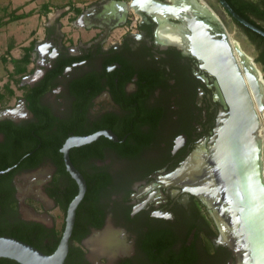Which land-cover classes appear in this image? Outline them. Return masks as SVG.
I'll list each match as a JSON object with an SVG mask.
<instances>
[{
  "label": "flooded vegetation",
  "instance_id": "flooded-vegetation-1",
  "mask_svg": "<svg viewBox=\"0 0 264 264\" xmlns=\"http://www.w3.org/2000/svg\"><path fill=\"white\" fill-rule=\"evenodd\" d=\"M125 5L90 0L78 11L68 5L58 18L72 11L74 16H66L70 29H46L34 40L30 64L14 88L3 84L0 111L13 112H0V235L22 232L46 244L58 230V215L64 217L63 229L79 188L63 159V143L107 128L115 137L100 135L71 149L86 187L67 259L236 264L234 250L218 240L220 230L204 197L170 176L187 160L201 166L215 126L229 114L222 85L193 51L192 30L182 21L140 4ZM131 10L138 13L135 28L114 33L130 22ZM76 23L94 31L75 34ZM230 40L252 95L259 76L253 73L249 80L250 62L243 63L236 44L244 50ZM248 57L258 71L245 52L243 59ZM100 233L118 241L113 252L92 249Z\"/></svg>",
  "mask_w": 264,
  "mask_h": 264
},
{
  "label": "water",
  "instance_id": "water-1",
  "mask_svg": "<svg viewBox=\"0 0 264 264\" xmlns=\"http://www.w3.org/2000/svg\"><path fill=\"white\" fill-rule=\"evenodd\" d=\"M151 1L162 6L160 13L172 12L165 14L164 18H176L186 29L192 30L193 51L202 59V65L218 76L229 104V114L220 118L221 123L215 126L213 143L201 166L198 168L192 159V162L187 160L170 176L185 189L204 197L220 230L218 240L234 250L236 264H264V135L263 132L259 135V116L233 56L229 33L211 7L207 4L204 8L199 7L198 0L194 1L196 6L192 11L180 9L184 2L179 0ZM218 2L237 21L264 36L262 26L242 16L227 0ZM124 4L135 6L138 1L124 0ZM236 49L243 63L250 62L249 69L245 66L249 80L251 76L255 77V73L264 83L260 70L254 71L251 58L243 59L245 52L239 47ZM254 96L256 98V93ZM262 107L263 104L258 106L260 110ZM0 112L4 116L11 115L13 108L7 107ZM100 135L115 137L111 129L103 128L69 136L63 143V159L79 188L68 204L64 226L54 250L47 253L18 237L2 234L0 257L21 264H66L76 207L86 187L84 175L71 157V149ZM100 234L92 240V249L107 248L113 252L118 241L109 233Z\"/></svg>",
  "mask_w": 264,
  "mask_h": 264
},
{
  "label": "crops",
  "instance_id": "crops-1",
  "mask_svg": "<svg viewBox=\"0 0 264 264\" xmlns=\"http://www.w3.org/2000/svg\"><path fill=\"white\" fill-rule=\"evenodd\" d=\"M70 0H0V93L3 84L17 80L20 72H15L13 58H19L24 53V46L33 45L35 39H41L46 29L68 31L67 20L58 18ZM89 0H75L77 11ZM67 12L65 15L73 16ZM29 21V22H28ZM27 25L29 28H26ZM61 25V27H60ZM84 24L75 25L73 33L86 36L94 30H87ZM26 28V29H25ZM18 33L21 35L18 36ZM6 35L5 41L2 37ZM23 34V35H22ZM32 47L29 49L31 59ZM30 63L26 64V67ZM1 97V96H0Z\"/></svg>",
  "mask_w": 264,
  "mask_h": 264
},
{
  "label": "trees",
  "instance_id": "trees-1",
  "mask_svg": "<svg viewBox=\"0 0 264 264\" xmlns=\"http://www.w3.org/2000/svg\"><path fill=\"white\" fill-rule=\"evenodd\" d=\"M230 5L242 16L249 19L250 21L257 23L258 25L264 26L259 23V20L264 19V0H227ZM233 18V17H232ZM233 20L243 29V31L257 44L258 46V55L257 60L263 63L264 65V36L255 30L243 25L235 18ZM32 47V44L28 46H24V53L19 58H13L12 62L15 65V72L18 73L26 69V64L30 61V52L29 49ZM11 91V89L9 88ZM12 236L18 237L24 241H27L35 246H37L40 250L44 252H52L56 247L58 240L61 235V230H57L54 234V237L49 240L48 243L42 244L41 240H31L26 233L22 232H11L9 233ZM66 264H75L70 260L65 258ZM0 264H21L14 259L8 257H0Z\"/></svg>",
  "mask_w": 264,
  "mask_h": 264
},
{
  "label": "rangeland",
  "instance_id": "rangeland-1",
  "mask_svg": "<svg viewBox=\"0 0 264 264\" xmlns=\"http://www.w3.org/2000/svg\"><path fill=\"white\" fill-rule=\"evenodd\" d=\"M204 1L215 11V13L223 21V23L225 24L227 32L229 33L231 39H233V40L236 39V41L239 42L241 48L249 56H251L254 59L257 67L260 69V71L262 73V76L264 77V65H263L262 62L257 60V55H258V51H259L257 44L233 20L232 16L222 7V5L218 2V0H204ZM74 2H75V0H70L69 1V5L75 6ZM83 5H85V4H83ZM135 13L136 12H134L132 10L129 12V15H130V19L129 20H132V18H134ZM66 16H68V14L63 16L65 20H66ZM259 23L264 26V19L259 20ZM126 24H128V23H126ZM25 26H26V28H29L27 25H25ZM124 28H125V25H123L122 27L116 29L114 31V33H118L119 31L123 30ZM18 36L20 37L21 35L18 33ZM6 37L7 36L4 34L2 38L6 41L7 40ZM17 80H18V77H17ZM263 135H264V119H263ZM263 162H264V144H263ZM56 219H57L56 223H57L58 229L62 230V228H60V223L63 222L64 217L61 216V215H58V217Z\"/></svg>",
  "mask_w": 264,
  "mask_h": 264
},
{
  "label": "bare ground",
  "instance_id": "bare-ground-1",
  "mask_svg": "<svg viewBox=\"0 0 264 264\" xmlns=\"http://www.w3.org/2000/svg\"><path fill=\"white\" fill-rule=\"evenodd\" d=\"M138 1V4H140V5H142L143 7H145L146 9H148V10H150V11H152V10H156V12H157V14L156 15H159L160 17L162 16H164L165 14H168V13H172L171 11L169 12V11H167L166 13H160L159 11H161L162 12V9H161V7L162 6H160V5H158V4H156V3H153L151 0H137ZM177 1V0H176ZM195 0H179V2H184V4L181 6H179L180 7V9H182L183 11L185 10V9H187V11H192L193 10V8L196 6V2H194ZM200 4H199V3ZM198 2H197V5L199 6V7H203L204 8V5L205 4H207L204 0H198ZM142 3V4H141ZM125 5V4H124ZM137 5V4H136ZM135 5V6H136ZM208 5V4H207ZM209 6V5H208ZM125 7H130V8H134V6H128V5H125ZM210 7V6H209ZM212 9V8H211ZM213 10V9H212ZM202 11V10H201ZM214 12V11H213ZM157 17V16H156ZM233 44H235V43H233ZM235 47H238L237 46V44H236V46ZM227 48H225V50H226ZM237 50V49H236ZM237 52H238V50H237ZM244 83H247L248 81H246V78L244 77ZM259 82L260 83H258V85H254V86H252L250 89V91H251V93H252V95H251V97H252V101H253V104H254V106H255V108H256V112H257V114H258V116H259V135L261 136V134H262V132H263V119H264V83H262L261 82V80H260V78H259ZM246 85V84H245ZM247 85H248V83H247ZM247 85H246V89H247ZM249 88H248V90H249ZM254 93H256V98H255V96H254ZM263 104V107H262V109L260 110L259 108H258V106H260V105H262Z\"/></svg>",
  "mask_w": 264,
  "mask_h": 264
},
{
  "label": "built area",
  "instance_id": "built-area-1",
  "mask_svg": "<svg viewBox=\"0 0 264 264\" xmlns=\"http://www.w3.org/2000/svg\"><path fill=\"white\" fill-rule=\"evenodd\" d=\"M138 20V13H135L134 18H132V20H130V22H128V24H125V30H131L134 29L136 26V22Z\"/></svg>",
  "mask_w": 264,
  "mask_h": 264
}]
</instances>
